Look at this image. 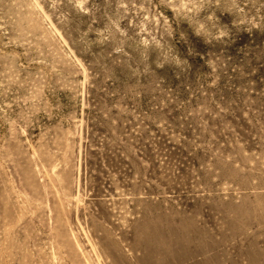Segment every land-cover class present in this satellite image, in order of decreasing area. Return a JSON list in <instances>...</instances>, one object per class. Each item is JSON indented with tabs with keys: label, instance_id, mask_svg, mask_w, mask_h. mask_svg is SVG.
Wrapping results in <instances>:
<instances>
[{
	"label": "rangeland",
	"instance_id": "obj_1",
	"mask_svg": "<svg viewBox=\"0 0 264 264\" xmlns=\"http://www.w3.org/2000/svg\"><path fill=\"white\" fill-rule=\"evenodd\" d=\"M0 264H264V0H0Z\"/></svg>",
	"mask_w": 264,
	"mask_h": 264
}]
</instances>
